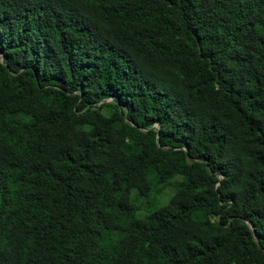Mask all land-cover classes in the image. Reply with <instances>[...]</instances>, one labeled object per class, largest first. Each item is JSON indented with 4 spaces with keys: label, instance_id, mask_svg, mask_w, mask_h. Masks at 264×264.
<instances>
[{
    "label": "trees",
    "instance_id": "trees-1",
    "mask_svg": "<svg viewBox=\"0 0 264 264\" xmlns=\"http://www.w3.org/2000/svg\"><path fill=\"white\" fill-rule=\"evenodd\" d=\"M0 264H264V0H0Z\"/></svg>",
    "mask_w": 264,
    "mask_h": 264
},
{
    "label": "rangeland",
    "instance_id": "rangeland-1",
    "mask_svg": "<svg viewBox=\"0 0 264 264\" xmlns=\"http://www.w3.org/2000/svg\"><path fill=\"white\" fill-rule=\"evenodd\" d=\"M181 177L180 176H176L174 177L172 180L169 181L168 183V187L165 188L162 193H161V197L159 198L160 201H159V205H164L166 204V201L168 200V198L170 197V195L174 192V185L176 183H178L179 181H181ZM131 199L134 200V202H136L138 205H141V200H136L135 201V193L132 192L131 194ZM154 207L150 208L149 210L148 209H141L137 212L136 216L138 218H143L144 216H146L148 214V212L150 210H152Z\"/></svg>",
    "mask_w": 264,
    "mask_h": 264
},
{
    "label": "water",
    "instance_id": "water-1",
    "mask_svg": "<svg viewBox=\"0 0 264 264\" xmlns=\"http://www.w3.org/2000/svg\"><path fill=\"white\" fill-rule=\"evenodd\" d=\"M2 61V60H1Z\"/></svg>",
    "mask_w": 264,
    "mask_h": 264
}]
</instances>
